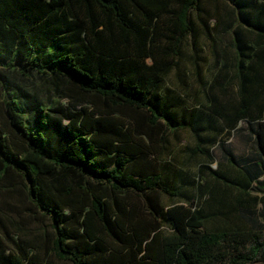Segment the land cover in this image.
Returning <instances> with one entry per match:
<instances>
[{"label":"trees","instance_id":"1","mask_svg":"<svg viewBox=\"0 0 264 264\" xmlns=\"http://www.w3.org/2000/svg\"><path fill=\"white\" fill-rule=\"evenodd\" d=\"M209 1L0 0V264H264L213 166L240 119L264 156V0Z\"/></svg>","mask_w":264,"mask_h":264},{"label":"crops","instance_id":"2","mask_svg":"<svg viewBox=\"0 0 264 264\" xmlns=\"http://www.w3.org/2000/svg\"><path fill=\"white\" fill-rule=\"evenodd\" d=\"M258 123L259 119H240L229 136L234 142L231 145L225 144V140L229 138L227 137L215 145L214 153L217 160L213 166H217L218 160L224 159L227 153L231 152L240 165L251 168L258 174L259 179H263L264 156L260 153L255 139Z\"/></svg>","mask_w":264,"mask_h":264},{"label":"rangeland","instance_id":"3","mask_svg":"<svg viewBox=\"0 0 264 264\" xmlns=\"http://www.w3.org/2000/svg\"><path fill=\"white\" fill-rule=\"evenodd\" d=\"M203 2H204V4L207 5V6H210V5H211V2H210L209 0H203ZM11 75L14 76L15 74L12 73ZM16 77H17V79H19V81L22 80V79H20V77H19L18 75H17ZM22 82H23V80H22ZM28 83L31 84L32 82L29 81ZM186 137H188V136H186ZM233 142H234V141H233L232 138H230V137L227 138V139L225 140V144H228V145H231ZM261 206H262V205L260 204L259 207L261 208Z\"/></svg>","mask_w":264,"mask_h":264}]
</instances>
